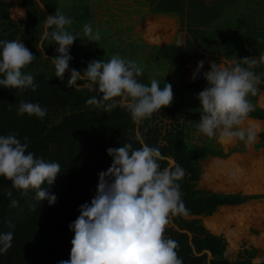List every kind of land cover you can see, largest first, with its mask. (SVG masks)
Here are the masks:
<instances>
[{"label": "trees", "instance_id": "obj_1", "mask_svg": "<svg viewBox=\"0 0 264 264\" xmlns=\"http://www.w3.org/2000/svg\"><path fill=\"white\" fill-rule=\"evenodd\" d=\"M11 5L10 0H0V41L21 40L33 52L37 58L22 71L32 74L39 88L35 92L30 89L21 92L0 86V135L15 133L22 143L27 137V151L45 161L58 162L61 173L52 186H42L56 195L54 205H49L46 200L37 202L34 190L22 195L21 191L11 187L10 181L0 177V233H14L12 247L5 254H0V264H59L61 260H68L74 236L69 224L79 216V206L90 203L93 198L98 173L110 167L112 157L107 155L106 150L122 147L125 143H131L133 149L143 144L159 148L163 155L159 161L161 168L173 169L179 164L186 170L179 183L190 214L171 217L164 232L165 238L179 242L177 252L183 264H264V261H252L258 251L255 247L243 248L236 259L229 260L225 256L227 242L223 235L210 232L200 218L211 215L220 206H236L264 197L262 194L224 193L199 187L201 162L210 156L225 158L230 153L212 140L207 145L188 141L189 132L198 130L196 125L201 109L194 103H188L185 91H201L205 86L202 80L184 81L187 76L184 64L187 58L202 56L197 48L207 50L197 42V37L198 33L204 37L208 32L188 27V36L195 40L194 43L187 40L184 47L172 44L165 48L163 58L175 74L170 82L159 83L161 88L164 83L172 85L174 99L170 106L155 112L150 119L135 124L127 110L128 99L118 98L117 107L106 113L103 109L86 105L85 101L95 94L82 86L86 80L78 81L79 87L68 88L66 82L70 71L65 72L63 82L55 76L54 65L50 61L58 55V46L49 44L45 38V32L52 30L46 27L45 20L57 8L60 9L58 0H22L20 6L25 10V20L12 19ZM17 12L20 16L23 14L22 9ZM151 12L165 13L166 9L157 4ZM68 30L71 31L70 28ZM75 30L71 32L77 34ZM222 33L218 31L220 36ZM78 34L79 38L70 48L69 54L73 59L69 69L83 74L89 62L108 61L102 47L83 42L81 32ZM234 34L231 32L230 36ZM237 37L240 39L237 43L239 51H230V45L224 43L217 52L237 60L264 54L262 23L252 22L246 29L238 27ZM254 71L264 73V65ZM137 79L150 85V77L145 72ZM258 87L259 92L264 90V77ZM256 98L249 96L252 103ZM21 101L39 103L47 108V115L43 119L27 114L17 115V106ZM9 105H12L11 110ZM249 117L264 120V109L255 106ZM164 118L169 119L171 125L163 129L159 122ZM259 138L264 141V129ZM5 189L12 190L13 198L19 201L18 207H9Z\"/></svg>", "mask_w": 264, "mask_h": 264}, {"label": "clouds", "instance_id": "obj_2", "mask_svg": "<svg viewBox=\"0 0 264 264\" xmlns=\"http://www.w3.org/2000/svg\"><path fill=\"white\" fill-rule=\"evenodd\" d=\"M73 18L56 9L45 20V32L49 44L55 43L58 55L51 58L55 76L64 81V74L70 71L66 82L68 88L79 87L78 81L86 80L89 91L95 93L88 98L86 105L103 109L106 113L117 107L118 98L129 100L127 110L135 124H141L162 108L171 105L174 99L172 85L151 79L150 85L139 82L144 69L130 59L113 55L107 62L93 60L81 72L69 69L73 57L69 54L79 34L68 29ZM85 43L101 40L100 31L94 30L91 23L83 25ZM182 42L177 41V47ZM37 57L21 40L0 41V86L9 89L37 91L39 84L32 74L22 70ZM210 69L203 72L207 87L199 92L200 118L196 125L203 135L220 140H239L246 146L254 145L257 133L252 127L242 125L255 111L249 96L259 92L264 73L254 69L264 65V54L258 57L238 59L232 66L209 62ZM204 61L197 64L193 80L201 73ZM11 106L9 108L11 110ZM35 116L43 119L47 108L39 103L21 101L17 115ZM147 131V129H145ZM27 137L22 143L15 133L0 135V177L11 182V187L27 195L34 190L37 202H57L55 194L43 185L52 186L61 173L58 162H48L27 151ZM107 155L112 163L106 171L98 173V184L90 203L79 206V216L69 224L74 233L68 260L59 264H183L177 249L179 242L165 238L166 226L174 216H188L181 191L180 180L186 170L179 164L173 169L161 168L159 161L163 155L159 148L143 144L133 149L131 143L119 148H108ZM9 207L19 206L11 189H5ZM33 205V210H35ZM12 227V225H9ZM14 233H0V254L11 247Z\"/></svg>", "mask_w": 264, "mask_h": 264}, {"label": "rangeland", "instance_id": "obj_3", "mask_svg": "<svg viewBox=\"0 0 264 264\" xmlns=\"http://www.w3.org/2000/svg\"><path fill=\"white\" fill-rule=\"evenodd\" d=\"M10 1L12 4L16 2L15 7L20 8L19 0ZM59 1L62 2V0ZM11 6L13 7V5ZM63 13L74 20L70 27L71 31L77 28L83 33L85 23H91L94 30L98 29L100 31L101 40L95 44L105 50V57L108 60L113 55L119 54L121 58L136 61L150 77V80L154 78L158 81L170 82L174 78V75L167 72L169 68L167 61L163 58L164 48L148 45L140 38V33L137 32V28L131 22L134 20L132 15L136 16L135 21H137V16L142 17L145 15L144 12L138 10L137 6L134 10H120L107 5L99 12V19L96 20L92 19L91 15L87 17L80 12L81 18L79 20L76 19L78 13L69 10ZM117 15H119V18L112 19ZM10 16L12 19L18 20L15 18L14 12H11ZM123 16L128 21H124ZM81 37L85 39L83 34ZM203 85L207 87V82L204 81ZM82 86L88 87L87 81ZM199 92L200 90L194 92L192 89L186 90L185 96L188 103L199 105L200 102L196 99ZM187 94L190 96L188 97ZM178 121H181V118H178ZM159 125L164 129L171 125V121L164 118L159 122ZM242 127L248 128L249 125L244 123ZM252 128L257 131L260 124L254 123ZM259 132L260 130L256 132L255 143L259 141ZM211 140L219 143L225 151H232V153L224 159L209 157L201 162L203 167L208 168L203 169L205 173H202L199 187L223 192L241 191L245 194L264 195V148L260 147L255 150L253 145L246 146L239 140L227 142L215 137L209 139L199 131L189 132L188 141L191 143L207 145ZM200 218L210 232L223 235L227 242L225 256L229 260L236 259L238 252L243 248L255 247L258 251L252 261L254 263L264 261V197L237 206H220L211 215L201 216ZM237 225L241 226V230L243 229L242 234L239 239L236 238V245L230 246L226 231L237 227Z\"/></svg>", "mask_w": 264, "mask_h": 264}, {"label": "crops", "instance_id": "obj_4", "mask_svg": "<svg viewBox=\"0 0 264 264\" xmlns=\"http://www.w3.org/2000/svg\"><path fill=\"white\" fill-rule=\"evenodd\" d=\"M21 1L22 0H19V2ZM16 4V2L12 4L13 7L11 6L10 14L11 12H14L16 19L25 20L24 8L21 6H19L20 8H17L15 7ZM157 4H159L160 7L165 8L166 12L153 14L151 10L152 8H156ZM58 5L62 12L69 10L78 13L76 17L77 20L81 18L80 13H84L87 17L91 15L93 17L92 19L95 20L99 19V12H101L107 5H111L120 10H134L137 6L138 10L144 12L145 15L142 17L137 16V21H135L136 16L132 15L134 20L131 22L134 23V27L137 28V32L140 33V38L148 45L156 46L158 48L163 47L164 51L166 47L172 44L177 45L178 40L182 42L181 47H184L187 40L194 43L195 40H193L191 36H188V27H192L198 31H207L208 34L206 36L202 37L201 34L198 33L197 37V42L203 44L207 50L204 51L202 48H197L202 56L187 58L185 61L186 63L187 61L192 60H203L204 72L210 69L209 62L220 63L222 66L230 67L234 62L238 61L237 58H226L223 54L217 52L219 49L223 48L224 43H228L230 45V51H233L234 53L240 50L237 46V43L240 41L239 37H237L238 27L246 29L248 24H251L252 22H257V24L260 22L264 25V0H62V2L58 0ZM20 9H22L23 12L21 16L20 14H17V11ZM116 18H119V15L112 19ZM122 19L128 21L125 16H123ZM75 31L77 33L80 32L77 28ZM218 31H223L221 36L218 34ZM231 32H235L233 37L230 36ZM82 34L83 33H81V35ZM167 66L169 68L167 71L168 74L174 75L175 70L168 64V62ZM185 70L187 76L184 81H195L191 78L186 68ZM202 81L206 80L203 78ZM198 104L199 105H196L200 108V103ZM252 104L264 109V90H261L258 93L256 100ZM244 123L248 124L249 127H252V124L254 123H259L260 128L258 130H260V132L258 135L264 129V120L261 119L249 117ZM197 131L198 130L195 132ZM259 141H261L260 138ZM231 153L232 151H230L229 155ZM210 157L222 159L215 156ZM206 168L208 167L202 166V173H205L203 172V169L206 170ZM224 193H234V191ZM253 200L254 199L248 200L244 203Z\"/></svg>", "mask_w": 264, "mask_h": 264}, {"label": "bare ground", "instance_id": "obj_5", "mask_svg": "<svg viewBox=\"0 0 264 264\" xmlns=\"http://www.w3.org/2000/svg\"><path fill=\"white\" fill-rule=\"evenodd\" d=\"M240 227H241L240 225H237V227L226 231V234H227L226 236H227L228 243L230 244V246H235L236 238L239 239L240 235L242 234L243 229L241 230Z\"/></svg>", "mask_w": 264, "mask_h": 264}, {"label": "built area", "instance_id": "obj_6", "mask_svg": "<svg viewBox=\"0 0 264 264\" xmlns=\"http://www.w3.org/2000/svg\"><path fill=\"white\" fill-rule=\"evenodd\" d=\"M199 61H201V60H192V61H187L185 63V68L188 70L189 75L191 76V78L193 77V73L195 72V70L197 68V64H198ZM203 72H204V67L201 70V73L199 75H197L195 81H199V80L203 79V74H202Z\"/></svg>", "mask_w": 264, "mask_h": 264}, {"label": "water", "instance_id": "obj_7", "mask_svg": "<svg viewBox=\"0 0 264 264\" xmlns=\"http://www.w3.org/2000/svg\"><path fill=\"white\" fill-rule=\"evenodd\" d=\"M260 147L264 148V142H263V141L256 142V143L253 145V148H254L255 150H258Z\"/></svg>", "mask_w": 264, "mask_h": 264}]
</instances>
